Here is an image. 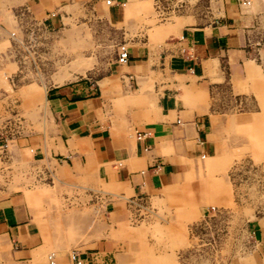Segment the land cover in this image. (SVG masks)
I'll use <instances>...</instances> for the list:
<instances>
[{"label": "rangeland", "instance_id": "obj_1", "mask_svg": "<svg viewBox=\"0 0 264 264\" xmlns=\"http://www.w3.org/2000/svg\"><path fill=\"white\" fill-rule=\"evenodd\" d=\"M5 1L0 0L1 8ZM123 1L125 7L137 10L131 27L81 12L54 29L37 23L13 25L10 21L16 19L11 11L0 12V21H7L5 31L0 30V143L7 142V150L0 152V197L22 193L31 220L44 226L42 251L31 263L44 262V254L54 251L57 255L76 252L82 257L99 239L110 238L131 246L130 264H264L248 239V227L264 219V121L230 122L224 139L226 144L230 136V151L223 148L222 158L209 164L198 159L200 168L191 170L188 180L195 186L173 189L170 195L145 203L133 201L135 205L127 195L118 197L109 185L99 188L77 178L70 181L66 172L58 175L54 161L32 159L33 143L23 146L24 136L46 135L54 126L46 108L45 88L78 78H102L108 87L117 86L118 76L112 78L110 70L116 65L118 43L124 42L129 49L137 45L133 37H145L155 59L166 40L177 36L168 34L155 42L161 29L211 20L219 4V0ZM247 1L246 9L264 8V0ZM129 29V34L123 33ZM11 31L16 41L8 37ZM252 62L258 64L262 78L247 79L239 87L232 81V87L233 92L244 88L247 101L259 108L264 100V52ZM158 80L159 75L152 72L146 77L152 84ZM111 106L119 119L130 116L133 107L114 93ZM215 108L227 109V104ZM246 108L230 99L233 112ZM117 202L123 214L118 222L115 213L105 211ZM9 249V244L0 249V264H13Z\"/></svg>", "mask_w": 264, "mask_h": 264}, {"label": "crops", "instance_id": "obj_2", "mask_svg": "<svg viewBox=\"0 0 264 264\" xmlns=\"http://www.w3.org/2000/svg\"><path fill=\"white\" fill-rule=\"evenodd\" d=\"M109 1L6 0L0 12L9 9L16 19L10 21L13 25L37 23L54 29L81 12L82 16L112 24L126 22L131 27L137 10L125 7L123 0ZM242 1L219 0L217 15L209 22L161 29L155 42L168 34L177 36L166 40L156 60L146 38L133 37L137 45L128 49L127 62L118 64L115 58L116 65L110 70L112 78L118 76L117 86L108 87L102 78H78L45 88L46 108L54 126L46 135L22 138L24 147L35 145L32 159L54 161L58 175L66 172L70 181L77 178L98 187L109 185L118 197L127 195L133 205V201L145 203L152 197L170 195L173 189L195 186L188 180L191 170L200 168L196 161L209 164L222 158L223 148L230 151V136L224 144L230 122L264 121V100L258 108L247 101L244 88L233 92L232 87V81L239 87L247 79L263 76L252 58L264 52V23L260 22L264 21V8L246 9L243 6L249 1ZM6 23L0 21V30L5 31ZM150 72L159 75L158 82L146 81ZM112 93L133 106L130 116L116 118ZM230 99L247 108L233 112ZM219 103H226L227 109H216ZM25 199L22 193L0 197V249L10 245L13 264H33L32 259H38L42 251L44 226L31 220ZM127 205L125 202L126 209ZM105 211L115 213L117 222L122 220L118 202L106 206ZM248 228L249 241L264 258V219ZM130 247L123 240L114 243L101 238L81 258L83 264H130ZM54 252V264H72L69 253ZM48 253L39 264L46 263Z\"/></svg>", "mask_w": 264, "mask_h": 264}, {"label": "built area", "instance_id": "obj_3", "mask_svg": "<svg viewBox=\"0 0 264 264\" xmlns=\"http://www.w3.org/2000/svg\"><path fill=\"white\" fill-rule=\"evenodd\" d=\"M109 0H105L106 4H109ZM243 4H247L248 1L247 0H243L242 1ZM8 37L13 40H15V33L13 31L8 33ZM128 60V47L126 46V44L124 42H120L116 45V62L118 64H125ZM7 150V142L4 141V143H0V152L2 151H6ZM70 260L72 262V264H83V259L76 253H70ZM47 261L45 264H54L53 259V253H50L47 256Z\"/></svg>", "mask_w": 264, "mask_h": 264}, {"label": "bare ground", "instance_id": "obj_4", "mask_svg": "<svg viewBox=\"0 0 264 264\" xmlns=\"http://www.w3.org/2000/svg\"><path fill=\"white\" fill-rule=\"evenodd\" d=\"M5 78H6V76L4 75V76H3V79H4L5 81H7ZM73 253H76V252H73ZM76 254L79 255V253H76ZM53 262H55L54 259H53Z\"/></svg>", "mask_w": 264, "mask_h": 264}]
</instances>
